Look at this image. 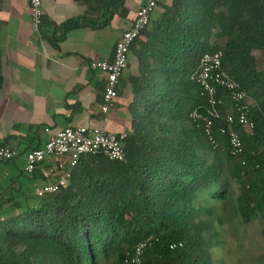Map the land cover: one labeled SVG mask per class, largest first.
<instances>
[{
	"label": "trees",
	"instance_id": "16d2710c",
	"mask_svg": "<svg viewBox=\"0 0 264 264\" xmlns=\"http://www.w3.org/2000/svg\"><path fill=\"white\" fill-rule=\"evenodd\" d=\"M123 1L98 0L104 11ZM94 11L56 32L98 24L87 18ZM153 15L118 85V93L121 82L128 89L124 161L82 157L67 186L43 198L19 181L22 172L0 183V264H125L139 244L142 264H213L219 209L231 208L243 225L264 221V0H170ZM215 52L256 102L253 131L232 127L244 144L237 158L216 131L226 127L227 98L212 130L216 147L189 118L207 105L194 75L202 56ZM37 169L29 181L40 179Z\"/></svg>",
	"mask_w": 264,
	"mask_h": 264
},
{
	"label": "crops",
	"instance_id": "0c3cea01",
	"mask_svg": "<svg viewBox=\"0 0 264 264\" xmlns=\"http://www.w3.org/2000/svg\"><path fill=\"white\" fill-rule=\"evenodd\" d=\"M142 2L124 0L119 7L104 11L98 0H87L86 5L79 0H48L42 7L40 37L31 30L27 0H0V143L11 137L10 148L28 150L20 157L23 163L30 149L42 148L66 128L102 129L115 134L130 131L127 87L120 83L115 108L103 115L100 107L105 76L92 70L90 64L111 61L116 42L129 29ZM160 2L166 4L165 0ZM90 7L95 11L87 18L98 24L56 32L62 24L85 16ZM0 165L3 185L16 175L9 176L12 168ZM60 165L65 166V162L46 160L38 166V181H29V175L19 181L34 195L57 178L47 172L53 168L59 175Z\"/></svg>",
	"mask_w": 264,
	"mask_h": 264
},
{
	"label": "built area",
	"instance_id": "2783aa9c",
	"mask_svg": "<svg viewBox=\"0 0 264 264\" xmlns=\"http://www.w3.org/2000/svg\"><path fill=\"white\" fill-rule=\"evenodd\" d=\"M46 1L48 0H27L31 30L40 37L43 27L42 7ZM159 2L160 0H143L129 29L124 31L116 42L111 61L90 64L92 70H98L105 76L100 107L103 115H108L115 108L118 85L127 69L130 48L148 27ZM221 60V52L205 54L200 59L194 79L200 88L201 96L206 98L207 105L192 111L189 118L196 128L204 131L209 137L210 143L216 147L217 143L213 139L212 130L215 127V121L222 117L219 108L224 105V97L227 98L230 105L223 116L226 127H217L216 131L220 136L226 137L229 147L228 154L237 158L244 154V144L232 127L238 125L248 132L253 131L254 122L250 120L249 113L256 106V102L222 70ZM125 139L126 134H115L102 129L66 128L58 131L42 148L31 150L24 156V169L29 175L33 174L35 169L46 160L65 162V166L60 165L58 168L62 169L59 175L53 168L48 170V176L57 178L37 189L36 197L43 198L65 188L71 178V170L82 157L101 154L109 161H124L123 142ZM17 155L16 149L0 147V161L12 160L17 158ZM244 164L242 162V165ZM144 247V244L136 246L134 251L125 258V264H142ZM178 247H181V244H173L170 249Z\"/></svg>",
	"mask_w": 264,
	"mask_h": 264
},
{
	"label": "rangeland",
	"instance_id": "374dc122",
	"mask_svg": "<svg viewBox=\"0 0 264 264\" xmlns=\"http://www.w3.org/2000/svg\"><path fill=\"white\" fill-rule=\"evenodd\" d=\"M165 2L168 4L170 0ZM15 149L18 152L22 151V147ZM21 159L16 158L14 164H7L4 167L12 168L9 174L11 177L22 172L23 176L19 180L23 181L29 174L25 172V165ZM218 212L221 224L215 229L219 233L220 243L211 248L213 264H264V221L258 220L243 225L237 216L232 215L231 208L219 209Z\"/></svg>",
	"mask_w": 264,
	"mask_h": 264
}]
</instances>
